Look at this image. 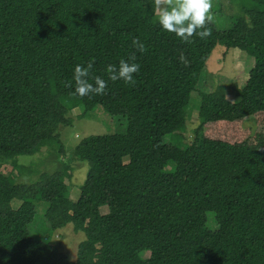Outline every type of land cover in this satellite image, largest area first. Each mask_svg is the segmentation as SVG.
Here are the masks:
<instances>
[{"label": "trees", "instance_id": "trees-1", "mask_svg": "<svg viewBox=\"0 0 264 264\" xmlns=\"http://www.w3.org/2000/svg\"><path fill=\"white\" fill-rule=\"evenodd\" d=\"M250 2L229 29L212 22L209 36L185 43L160 27L156 0H0V264H264V0ZM218 45L253 60L235 101L223 84L201 88ZM132 53L135 82L108 80L107 65ZM89 61V82L108 84L81 97L73 69ZM194 97L200 124L183 144ZM98 105L126 130L76 145V159L90 163L77 201L66 170L32 185L2 173L4 163L61 143L72 110ZM36 198L48 203L51 228L85 233L76 260L31 235Z\"/></svg>", "mask_w": 264, "mask_h": 264}, {"label": "rangeland", "instance_id": "rangeland-1", "mask_svg": "<svg viewBox=\"0 0 264 264\" xmlns=\"http://www.w3.org/2000/svg\"><path fill=\"white\" fill-rule=\"evenodd\" d=\"M250 0H212L213 23L217 29H229L235 23L236 16L244 14L247 7L251 6ZM253 66L246 51L236 48L227 49L218 45L202 74L201 88L207 91L220 84L227 87L228 99L235 101L238 97L236 89L245 84L248 72ZM199 99L194 97L187 109L186 126L178 133L177 138L183 143H188L195 138V129L200 124ZM72 123L59 129L61 143H55L52 147H44L35 154L20 155L15 162L21 167H15V162L4 163L1 171L6 175L14 176L18 184L32 185L37 182L43 173L52 174L57 170H66L65 179L70 187V197L77 201L80 197L81 187L85 182L90 163L81 161L74 156V149L84 138L92 135L115 134L126 130V120L122 116L112 115L101 105L83 113L82 107H77L69 113ZM254 120H248L246 126H253ZM177 140L179 145L181 142ZM165 143H174L171 135L164 138ZM128 161V157L126 159ZM36 205V216L30 224L31 235L44 240L65 253L70 260H76L78 247L85 239L83 231H76L73 224H68L61 229L51 228L47 221L45 211L48 203L41 198L33 200ZM22 204L19 199L12 201L13 208L17 209ZM101 212L108 213V206H102ZM207 225L216 230L218 223L214 213H209Z\"/></svg>", "mask_w": 264, "mask_h": 264}, {"label": "clouds", "instance_id": "clouds-1", "mask_svg": "<svg viewBox=\"0 0 264 264\" xmlns=\"http://www.w3.org/2000/svg\"><path fill=\"white\" fill-rule=\"evenodd\" d=\"M212 0H156L154 15L160 27L187 43L193 36L204 39L210 35L207 28L213 22ZM132 45L143 53L146 50L145 43L139 38L132 40ZM180 60L187 65V58L181 54ZM140 64L136 62L135 53L127 59H121L118 66L109 64L106 67L108 80L123 81L125 84L135 82L134 74L140 71ZM93 69V62L87 65L77 64L73 69L72 80L75 82V94L84 97L90 93L103 94L107 88L108 80L101 76H95L94 82H89V73ZM71 85V81L68 82Z\"/></svg>", "mask_w": 264, "mask_h": 264}]
</instances>
